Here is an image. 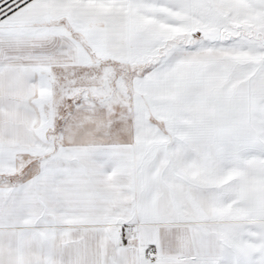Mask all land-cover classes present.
<instances>
[{"label":"snow or ice","instance_id":"snow-or-ice-1","mask_svg":"<svg viewBox=\"0 0 264 264\" xmlns=\"http://www.w3.org/2000/svg\"><path fill=\"white\" fill-rule=\"evenodd\" d=\"M0 264H264V0H0Z\"/></svg>","mask_w":264,"mask_h":264}]
</instances>
